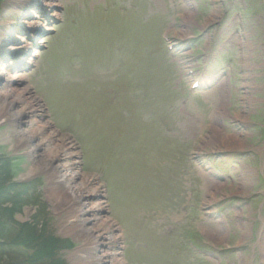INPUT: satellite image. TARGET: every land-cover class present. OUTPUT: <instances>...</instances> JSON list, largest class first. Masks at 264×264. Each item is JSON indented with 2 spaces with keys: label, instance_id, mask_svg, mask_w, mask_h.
Here are the masks:
<instances>
[{
  "label": "rangeland",
  "instance_id": "rangeland-1",
  "mask_svg": "<svg viewBox=\"0 0 264 264\" xmlns=\"http://www.w3.org/2000/svg\"><path fill=\"white\" fill-rule=\"evenodd\" d=\"M42 1L0 0V211L58 264H264V1Z\"/></svg>",
  "mask_w": 264,
  "mask_h": 264
},
{
  "label": "trees",
  "instance_id": "trees-1",
  "mask_svg": "<svg viewBox=\"0 0 264 264\" xmlns=\"http://www.w3.org/2000/svg\"><path fill=\"white\" fill-rule=\"evenodd\" d=\"M24 189L26 192L29 191L27 187L22 186V189L15 196L13 195V201H21L22 195L25 193ZM41 210L33 217L35 226L36 223L39 224V222L46 219L44 215L45 207L42 206ZM0 212H2L0 240H5L3 247L1 244L3 253L6 258L10 256L19 258L18 262H10L8 264H58L56 261L58 258L57 254L65 248H71L70 243L65 239L58 240L53 236L39 238L36 233V227L30 223H14L13 219H9V216H12L10 210L2 209Z\"/></svg>",
  "mask_w": 264,
  "mask_h": 264
},
{
  "label": "bare ground",
  "instance_id": "bare-ground-1",
  "mask_svg": "<svg viewBox=\"0 0 264 264\" xmlns=\"http://www.w3.org/2000/svg\"><path fill=\"white\" fill-rule=\"evenodd\" d=\"M40 1V0H39ZM49 3H50V1H47V0H43L42 2H41V4H45V5H49ZM5 13L6 14H11V13H13L12 11H10L9 10V8H7L6 10H5ZM40 23H35V22H32V23H30L29 24V27H33V26H37V25H39ZM4 61L3 60H1L0 59V66H2L4 63H3ZM6 62H7V59H6ZM2 78H4V79H6V86L8 85V82L11 80V78L9 77V74H3V76H2ZM15 88V87H14ZM26 89V88H25ZM24 90V89H23ZM16 92V93H15ZM22 92V91H21ZM21 92H18V91H16V89H13L12 90V92H6V93H9L10 95H11V93H12V95H14V97H15V99H14V101L15 100H17V98H19L18 97V95L21 93ZM8 95V94H7ZM10 95H8V96H10ZM4 97H5V95L3 96V95H1L0 94V101H1V104L3 105V108L4 109H6V105L7 104H5V100H2V99H4ZM4 101V102H3ZM11 103H13V102H11ZM48 169H49V166H48ZM50 169H51V171L54 173L56 170H57V167L56 168H54V167H50ZM47 170V169H46ZM65 173H66V170L64 171ZM68 176H66V174H64L63 175V177H62V179H61V181H63V182H65V179L67 178ZM70 178L71 179H75V177H74V175L73 174H71V176H70ZM69 182L71 183V180L69 179ZM65 183H67V185H68V182H65ZM68 188V190L70 189V186L68 185L67 186ZM13 201V200H12ZM15 202V201H14ZM45 226H47V223L45 222ZM77 226V225H76ZM42 227L44 228V223L42 224ZM19 229V228H18ZM80 233H81V235L85 238V237H88L87 235H89V231L87 230V229H84V228H81L80 229ZM95 242V241H94ZM114 254H111L110 255V253H108V254H106V261H108L109 263H113L114 261H115V258H114ZM91 258V257H90ZM90 258H88L87 260H88V264H100V262H99V260H100V257H95V258H93V259H90ZM97 258H99V260H96Z\"/></svg>",
  "mask_w": 264,
  "mask_h": 264
}]
</instances>
